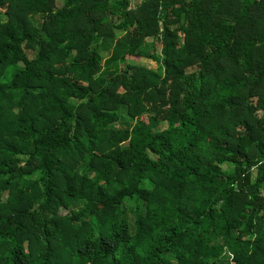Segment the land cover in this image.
Listing matches in <instances>:
<instances>
[{"label": "trees", "instance_id": "16d2710c", "mask_svg": "<svg viewBox=\"0 0 264 264\" xmlns=\"http://www.w3.org/2000/svg\"><path fill=\"white\" fill-rule=\"evenodd\" d=\"M0 264H264V0H0Z\"/></svg>", "mask_w": 264, "mask_h": 264}, {"label": "rangeland", "instance_id": "374dc122", "mask_svg": "<svg viewBox=\"0 0 264 264\" xmlns=\"http://www.w3.org/2000/svg\"><path fill=\"white\" fill-rule=\"evenodd\" d=\"M59 3H61V0H59ZM113 43H114V41H113V42H112V41H106V42L104 43V45H101L100 49H101V50H109V49L113 46ZM140 63H141L142 65H146V66H148V67H152V68H155V69L159 68L158 63H156L155 61H152V60L141 59V60H140ZM123 123H124V124H127L128 121L125 120V121H123ZM65 212H66L65 209H61V211H60V213H65Z\"/></svg>", "mask_w": 264, "mask_h": 264}]
</instances>
